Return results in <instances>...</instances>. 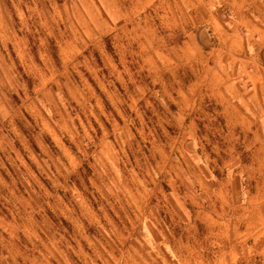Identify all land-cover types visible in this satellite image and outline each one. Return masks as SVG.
Instances as JSON below:
<instances>
[{
  "label": "crops",
  "instance_id": "1",
  "mask_svg": "<svg viewBox=\"0 0 264 264\" xmlns=\"http://www.w3.org/2000/svg\"><path fill=\"white\" fill-rule=\"evenodd\" d=\"M159 1L166 13L176 9L171 30L138 35L130 51L141 60L128 67L147 78L142 85L129 74L131 100L147 102L144 141L92 143L84 188L68 183L83 162L63 131L39 125L67 165L63 193L47 190L80 204L63 211V252L60 227L36 218L34 196L28 210L26 189L11 191L13 203L0 190V264H264V0ZM50 165L57 182L54 157ZM32 244L39 250L28 252Z\"/></svg>",
  "mask_w": 264,
  "mask_h": 264
},
{
  "label": "rangeland",
  "instance_id": "2",
  "mask_svg": "<svg viewBox=\"0 0 264 264\" xmlns=\"http://www.w3.org/2000/svg\"><path fill=\"white\" fill-rule=\"evenodd\" d=\"M153 1L0 0V190H9L7 200L13 203L16 198L11 191L26 189L28 210L34 196L39 210L36 218L43 215L44 226L52 221L60 227L55 243L63 252L68 229L63 211L67 203L78 209L80 201L71 192L57 200L50 195L48 190L56 187L63 193L66 180L60 174H66L67 165L65 156L50 146L49 135L39 133V125L48 128L50 122L63 131L61 139L83 162L76 171L78 178L68 183L78 182L84 188L91 174L87 165L91 150L87 147H93L92 143L106 139L144 141L142 126L150 119L147 102L131 100L137 88L129 74L142 85L147 78L144 71L128 68L141 60V54L130 50L140 46L138 35H162L171 30V17H177L175 7L166 13L162 1ZM113 63H118L116 68ZM98 68L104 74L100 81ZM104 84L115 97L103 91ZM35 111L42 123L34 119ZM123 125L124 132L118 128L116 136L110 134L115 126ZM132 125L139 131L133 129L131 134ZM66 127L74 133L67 136ZM37 141H42L41 149ZM53 157L58 164L57 182L50 177ZM39 186L40 192L34 193V187L39 190ZM32 245L28 252L39 250ZM48 245H40L43 253H48Z\"/></svg>",
  "mask_w": 264,
  "mask_h": 264
}]
</instances>
